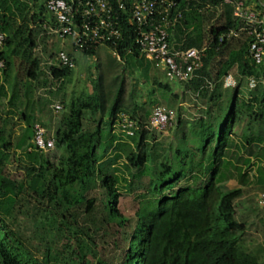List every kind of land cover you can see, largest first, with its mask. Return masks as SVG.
<instances>
[{
  "label": "rangeland",
  "instance_id": "rangeland-1",
  "mask_svg": "<svg viewBox=\"0 0 264 264\" xmlns=\"http://www.w3.org/2000/svg\"><path fill=\"white\" fill-rule=\"evenodd\" d=\"M15 1V4H11L10 30H15L22 24L23 18L28 21L33 13L38 15L44 5V0ZM242 1L264 15V0ZM204 3L200 21L206 33L212 26L220 25L224 21L225 4H212L210 0ZM43 14L50 20L51 14L45 6ZM30 24L31 22H28L29 29ZM34 29L37 31V45L32 50L31 58L36 57L40 61V70L35 81L27 77L31 59L22 57L20 53L9 52L6 46L3 49L10 64L6 74L0 71V82L4 83L8 93L0 97V155L5 159L7 174L19 177L23 175L27 185L29 175L24 167L34 163L31 161L32 157L26 154V146H29L30 140H25L23 147L19 139L24 132L29 134V126L31 128L34 124L44 127L47 136L55 138L56 129L62 127L61 123L70 115L71 110L79 103L87 101L95 92L99 77L104 91L108 92L106 108L115 97L118 85L122 84L121 109L129 114L134 113L141 125L146 123L151 109L157 104L170 107L175 117L173 124L165 131L148 130L145 147L148 160L142 169L127 167L125 160L127 152L138 151L139 132L127 135L119 126H111V120L107 116L103 117L100 123L102 134L96 147L97 155L106 160L115 153H120L114 164L107 166V171L108 174H117L120 178L116 186L119 195L117 207L127 220L122 227L112 221L104 223L101 207L105 190L100 185H96L87 193L89 198L95 200V210L85 213L84 205L78 207V223L83 224L84 229L83 232L75 230L74 235L57 232L49 220L52 206L31 190L24 188L10 203L11 210L7 221L26 246L38 257L48 250L52 256L56 253V264H79L83 255H86V259L101 258L114 264H122L129 238L137 222L136 210L150 209L162 195H169L181 187L197 184L189 173L185 172L180 180L175 181L172 188L157 194L154 191L157 173L164 171L166 166L172 167L173 174L177 173L181 168V159H189L183 158L186 153H194L193 159H200L201 154L196 151L199 121L202 119L214 123L216 116L223 120L227 110L224 108L231 103L236 91L237 116L227 138L228 142H231L225 156L229 164L222 168L224 177L221 187L222 190L238 187L242 189V195L233 202L235 219L244 225L237 245L264 264V207L258 203V196L264 191V182L258 183L256 180L258 167L264 168V120L253 116V111H258L260 105L259 95L264 85V77L260 76L257 88L251 90L247 85V76L241 75L234 65L228 74H231L236 86L225 88L226 76L218 79L215 76L216 70L212 69L210 78H207L203 85L204 89H207V94L203 96L189 83L169 81L163 70L154 64L144 73L148 62L143 57H129L118 61L111 49L100 45L91 57L77 52L72 74L67 78L55 79L52 76L55 53L62 48V43L59 39L40 32L41 29ZM175 38L177 37L170 36L172 45L180 44ZM67 44L68 41L65 46L69 49ZM221 59L225 57L216 58L211 66L216 68ZM255 96L258 101L253 104V108L248 109L242 104ZM55 101L63 105L59 113H54L51 108ZM22 112L27 115L26 121ZM99 118L98 112L85 110L82 130L92 131L99 124ZM7 141L10 146L3 148L1 144ZM110 141L113 142L108 146ZM119 143L127 145L125 151L116 150L115 145ZM41 155L43 159L56 164L65 156V152L55 146ZM35 167L38 165L35 164ZM200 178L204 180L207 177Z\"/></svg>",
  "mask_w": 264,
  "mask_h": 264
},
{
  "label": "trees",
  "instance_id": "trees-1",
  "mask_svg": "<svg viewBox=\"0 0 264 264\" xmlns=\"http://www.w3.org/2000/svg\"><path fill=\"white\" fill-rule=\"evenodd\" d=\"M204 1L206 0H182L179 6L183 10V18L169 29L170 36L177 37L175 39L180 43L172 45L170 39V45L173 47L207 46L203 65L197 71V76L186 83L204 96L207 94V89H204L203 85L207 82L206 79L210 78L212 69L216 70V78L221 79L227 76L235 65L241 75L247 78L254 76L259 84V77H264V60L262 64L256 66L250 59L248 46L251 37L246 32H241L237 37L231 36L220 40V35L232 29L238 30L243 24L241 19L234 16V5L225 3L224 0H210L212 4L221 2L225 4V19L220 25L212 26L205 33L200 21L205 6ZM16 2L0 0V29L6 33L4 46L0 50V56L6 63L3 71L6 74L10 65L8 56L3 50L6 46L9 52L20 53L22 57L31 59L27 77L35 81L40 70V61L36 57L31 58L32 50L37 45V31L34 27L44 33L41 25L48 19L43 16L44 5H42L38 15L33 13L28 21L23 18L22 24L15 30H10L11 4ZM20 15L22 16V13ZM28 22H31L30 29ZM14 45L15 49H13ZM99 46L96 45L82 53L88 57L94 56ZM115 52L120 58H116L118 61L129 57L133 59L143 57L135 43L134 28L125 21H123L122 39ZM221 57L225 59H221L216 68L211 66L216 58ZM147 62L144 73L152 64ZM71 74L72 69H60L55 66L52 69V76L55 79L67 78ZM7 94L4 83L0 82V97ZM122 95L123 85L119 84L115 97L106 108L108 92L104 91L99 77L95 92L87 101L79 103L71 110L70 115L61 123L62 127H58L55 131L54 147L57 146L65 152V156L56 164L43 159L41 155L43 152L35 150L32 142L35 124L31 128L29 126L30 133L26 135L24 132L19 139L23 147L25 140H30L29 146H26V154L32 157L31 161L34 165L24 167L26 174L29 175L27 185L22 178L23 175L19 177L7 174L5 159L0 155L1 264H56L58 258L56 253L52 256L49 250L43 252L41 257L36 256L8 224L10 203L24 188L31 190L52 206L53 211L49 215L50 224L56 227L57 232H62L64 235L66 232L74 235V231L78 229L83 232L84 225L78 223V207L84 205L85 213H92L95 210V200L89 198L87 193L96 185H100L105 190L101 207L104 223L112 221L119 227L126 223L127 220L117 207L119 195L116 186L120 178L117 174H108L107 171V166L114 164L120 153L103 160L96 152L102 134L100 123L103 117L107 116L111 120L110 125L114 126L117 114L124 112L136 123L137 129L133 130L132 135L139 132V149L136 152H127L125 159L127 167L142 169L148 160L145 148L149 130L145 127L147 121L141 125L134 113L131 115L121 109ZM237 96L235 91L231 103L224 108L227 110L223 120L220 116H216L214 123L202 119L199 121L196 151L200 152V159H193L194 153H186L183 158L189 159H181V168L177 173L173 174L171 166H166L164 171L157 173L154 186L157 194L172 188L175 181L180 180L185 172L189 173L197 184L181 187L169 195H162L150 209L136 210L137 222L129 238L122 264H262L257 257L237 245L239 235L244 231V225L235 219L233 202L242 195V189L238 187L222 190L221 187L224 177L222 168H226L229 164L225 156L228 154L226 150L231 146V142H228L227 138L236 121ZM257 101L258 97L255 96L242 104L251 109ZM259 104L258 111H253V116L264 120V85L259 95ZM85 110L100 114L99 124L92 131L82 130ZM22 116L26 121L27 115L22 112ZM112 142L110 141L108 146ZM1 146L6 148L10 143L7 141ZM115 148L125 151L127 145L119 143ZM35 164L38 165L37 168ZM195 172L207 178L203 180ZM256 180L258 183L264 182V168L258 167ZM85 256L79 259V264H114L101 258L86 259Z\"/></svg>",
  "mask_w": 264,
  "mask_h": 264
},
{
  "label": "built area",
  "instance_id": "built-area-1",
  "mask_svg": "<svg viewBox=\"0 0 264 264\" xmlns=\"http://www.w3.org/2000/svg\"><path fill=\"white\" fill-rule=\"evenodd\" d=\"M182 0H44V6L51 14L50 20L42 23L45 34L59 39L62 48L55 53L54 66L62 69L75 67V51L90 50L96 45H104L115 52L123 35V21L134 28L135 43L140 55L160 67L169 81L189 82L197 76L203 65L207 46L202 48H176L170 45V31L182 18ZM234 5V16L242 20L238 30H229L220 35V40L237 37L246 32L251 39L248 53L258 66L264 60V15L248 7L242 0H224ZM6 40V33L0 29V50ZM69 43V49L65 46ZM5 60L0 56V71L5 68ZM247 85L255 89L258 80L247 78ZM224 86H236L231 74L224 78ZM51 108L59 113L63 105L55 101ZM174 111L165 105H155L148 116L146 128L159 132L167 130L174 121ZM127 135L137 129L135 121L126 113L117 114L115 124ZM35 150L47 153L54 149V139L47 136L46 129L39 124L33 127ZM258 203L264 207V191L258 196Z\"/></svg>",
  "mask_w": 264,
  "mask_h": 264
},
{
  "label": "crops",
  "instance_id": "crops-1",
  "mask_svg": "<svg viewBox=\"0 0 264 264\" xmlns=\"http://www.w3.org/2000/svg\"><path fill=\"white\" fill-rule=\"evenodd\" d=\"M67 46H68V48H69V43L67 44ZM77 52H78V51H75L74 54L76 55Z\"/></svg>",
  "mask_w": 264,
  "mask_h": 264
}]
</instances>
